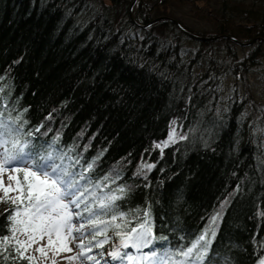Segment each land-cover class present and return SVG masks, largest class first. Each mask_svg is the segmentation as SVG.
<instances>
[{"label": "trees", "instance_id": "16d2710c", "mask_svg": "<svg viewBox=\"0 0 264 264\" xmlns=\"http://www.w3.org/2000/svg\"><path fill=\"white\" fill-rule=\"evenodd\" d=\"M132 1L0 0V100L13 117L23 113L24 131L34 134L35 144L58 137V145L80 160L79 171L95 160L84 183L89 189L99 184L94 190L100 198L109 189L126 188L127 195L101 219L124 212L116 223L130 222L120 229L127 231L147 209L155 236L167 238L157 239L158 252L215 230L205 264H259L264 123H257L255 112L264 108H256L249 88L226 94L224 79L240 77L262 61L264 0H216L205 15L216 21L214 34L194 31L178 19L195 33L253 41L244 56L230 39H191L168 20L137 27L129 16ZM156 1L181 3L139 0L138 22L159 16ZM173 118L187 138L161 153L156 144ZM144 163L155 167L137 175ZM11 207L0 204V236L8 234L5 210ZM115 231L110 223L100 253L131 249L122 247ZM0 264L27 261L0 255Z\"/></svg>", "mask_w": 264, "mask_h": 264}, {"label": "snow or ice", "instance_id": "6c2138e0", "mask_svg": "<svg viewBox=\"0 0 264 264\" xmlns=\"http://www.w3.org/2000/svg\"><path fill=\"white\" fill-rule=\"evenodd\" d=\"M0 203H11L12 207L5 211L7 216L6 235L0 236V255L5 260L27 261V264H36L37 257L28 254L34 250L39 256L47 260L49 252L53 256L60 252H71L69 243L79 240L80 251L74 256L65 257L68 261L79 259L81 264L99 261L90 255L93 248H102L108 242L107 226H115V235L120 237L123 248H135L140 252L141 264H205L212 240L215 239V230H205L204 233L182 245L175 250L167 249L163 252L155 250L154 245L166 237L157 238L150 225V213L145 209L141 222L127 231H121L125 224L116 223L123 220L126 213L120 212L119 216L112 214L109 220L101 219V215L112 212L116 201L127 195L126 188L117 186L100 198L93 189L86 186L85 173L90 172L96 161L87 163L83 171L77 170L80 160L69 155L57 143L58 137L51 143L37 145L34 143L32 132H25L27 123L23 113L15 117L0 100ZM24 111H27L26 109ZM5 112L8 114L5 115ZM173 127L168 138L156 144V148L163 152L165 147L175 142L176 128ZM36 131H39L37 129ZM180 139H186L180 135ZM155 164L144 163L137 175L144 174L145 170L151 171ZM8 174L9 183L5 185L4 176ZM119 178L117 173L111 178L115 183ZM146 179V176H145ZM109 177H105L108 181ZM15 181V185L11 183ZM104 187H108L105 183ZM10 192L16 195L9 196ZM219 213L212 217L217 220ZM104 226V227H101ZM211 231V238L208 237ZM23 236L24 239L19 237ZM90 236L87 244L86 237ZM98 236L104 239L97 240ZM41 241H46L41 243ZM33 246L35 248L33 249ZM149 249L144 252L143 249ZM11 249V251H9ZM114 259L136 260L137 257L128 253H121L119 248L110 253ZM259 264H264V255L258 256ZM52 264H56L55 259Z\"/></svg>", "mask_w": 264, "mask_h": 264}, {"label": "rangeland", "instance_id": "374dc122", "mask_svg": "<svg viewBox=\"0 0 264 264\" xmlns=\"http://www.w3.org/2000/svg\"><path fill=\"white\" fill-rule=\"evenodd\" d=\"M159 3H160L159 1H156L155 3V5H157L155 11L156 16L158 15L171 16L177 20L179 19L188 27L200 33L214 34L218 30L216 21L209 20L207 16H205L208 15L212 10H214L216 0H181V3L169 1L166 6L159 5ZM236 21L238 20L236 19ZM238 50L240 52V55L244 56V54L249 52V46L243 47L238 45ZM258 63H259L258 66H254L253 69H250L249 71L245 72L243 75H240V77L234 75H227L224 79V90L226 94L232 92V90L233 91L239 90L241 94H244L245 90L249 88L252 94V98L255 100V103L257 102L256 108L260 106L264 108V57H262V61ZM255 115L257 116L256 119L257 123L261 121L263 125L264 123L263 111L261 109H258L255 112ZM173 121H175L174 127L176 128V135H175V141H176L180 137L181 131L179 130L178 127V118H174L171 121L169 133L173 127ZM261 129L262 128L260 127L255 128V130L258 132H260ZM262 134H264L263 131L261 132L260 135ZM4 183L5 185L9 183L8 174L4 176ZM11 183L13 184V186L15 185V181H12ZM0 195H3V193L0 192ZM14 195H16L15 192L9 193V196H14ZM0 204L2 205L3 203ZM19 238L24 239L23 236H20ZM45 242L46 241H41V243H45ZM78 243L79 240L72 241L69 243V247L72 249L71 252H67V251L60 252L55 256H53L52 252H49L47 260L42 259L38 253L34 252V250H30L29 254L35 255L37 257V260L40 262V264H52L53 259H55L56 264H81V261L79 259L74 261H68L65 259V257L74 256L76 255L77 252L80 251V248L78 247ZM85 244L87 243L85 242ZM34 248L35 246H33V249ZM99 253L100 252L97 248H93V251L89 254L95 256L96 259L99 261V264H108L105 263L107 261L106 260L107 257L104 256L102 257ZM88 264H95V262H88ZM138 264H141V262L138 261Z\"/></svg>", "mask_w": 264, "mask_h": 264}, {"label": "water", "instance_id": "95a60500", "mask_svg": "<svg viewBox=\"0 0 264 264\" xmlns=\"http://www.w3.org/2000/svg\"><path fill=\"white\" fill-rule=\"evenodd\" d=\"M135 2L136 0H134L131 5H130V8H129V14H130V17H131V20L133 21V23L137 26H140V27H146L148 25H145V24H141V23H138L136 21V19L133 17V7L135 5ZM171 20L175 25L178 26V28L184 32L187 36H189L190 38H193V39H196V40H201V41H210V40H216V39H219V38H228V39H231L232 41H234L235 43H237L238 45L240 46H249L253 43V41H247V42H244V41H241L240 39H237L236 37H233V36H230V35H227V34H221V35H215V36H205V35H200V34H196L194 32H191L190 30H188L185 26H183L178 20L172 18V17H169V16H161V17H157L152 23L154 22H157L159 20ZM151 23V24H152ZM264 39V38H263Z\"/></svg>", "mask_w": 264, "mask_h": 264}, {"label": "bare ground", "instance_id": "6f19581e", "mask_svg": "<svg viewBox=\"0 0 264 264\" xmlns=\"http://www.w3.org/2000/svg\"><path fill=\"white\" fill-rule=\"evenodd\" d=\"M237 38V37H236ZM237 39H239V38H237ZM245 42V41H244ZM240 46V45H239ZM244 47H246V46H244ZM254 111V110H253Z\"/></svg>", "mask_w": 264, "mask_h": 264}]
</instances>
